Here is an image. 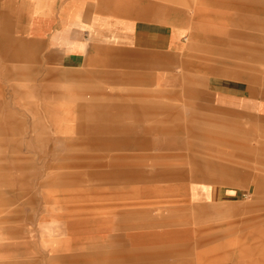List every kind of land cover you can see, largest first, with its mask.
I'll return each instance as SVG.
<instances>
[{"label": "rangeland", "instance_id": "1", "mask_svg": "<svg viewBox=\"0 0 264 264\" xmlns=\"http://www.w3.org/2000/svg\"><path fill=\"white\" fill-rule=\"evenodd\" d=\"M102 1L128 0H92L94 14ZM131 1L180 45L136 51L127 30L98 28L103 62L65 70L19 46L0 61V264L156 262L167 240L150 234L196 231L218 187L241 190L264 249V0ZM117 51L141 68L112 66Z\"/></svg>", "mask_w": 264, "mask_h": 264}, {"label": "crops", "instance_id": "2", "mask_svg": "<svg viewBox=\"0 0 264 264\" xmlns=\"http://www.w3.org/2000/svg\"><path fill=\"white\" fill-rule=\"evenodd\" d=\"M92 3V0H0V61L6 63L16 59L13 58L14 46H19L20 49L15 50L21 51L18 54L22 61L34 57L38 62L54 64L65 70L91 66L99 60L103 62L104 57H98L103 54L97 48L95 32L98 28L103 33H108L109 29L127 30L128 40L136 51H172L180 45L184 33L180 28L167 24L141 26V22L149 23L147 17L150 21H162L163 16L154 10L141 13L136 3L128 0L122 9L114 6L119 10L110 12L108 1H102L107 11L94 14ZM117 52L115 57L109 56L108 59L114 67L119 68L127 62L137 68L142 63L139 57L133 59ZM232 95L238 98L236 92ZM158 109L162 111L166 107ZM260 112L264 113V105ZM242 195L237 188L213 189L211 198L197 200L196 231L192 227H172L151 233L152 238L167 241H156L152 248L155 252L149 253H159L157 259L160 260L149 264H264V249L260 251L261 244L252 238L254 227L250 203ZM191 236H196V251L193 242L183 241ZM173 238L177 241H172ZM186 254L188 256L181 260ZM65 255H60L63 263H71L72 257ZM72 261L75 262V258Z\"/></svg>", "mask_w": 264, "mask_h": 264}]
</instances>
